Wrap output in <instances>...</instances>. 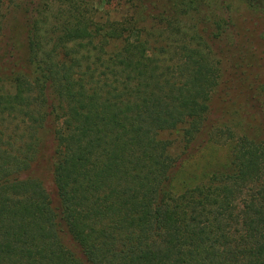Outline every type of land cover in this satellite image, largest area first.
I'll use <instances>...</instances> for the list:
<instances>
[{"label": "trees", "instance_id": "trees-1", "mask_svg": "<svg viewBox=\"0 0 264 264\" xmlns=\"http://www.w3.org/2000/svg\"><path fill=\"white\" fill-rule=\"evenodd\" d=\"M174 2L147 27L22 0L24 57L0 65V264H264L263 103L234 92L250 136L205 125L235 88L214 35ZM204 3L238 36L227 0ZM227 142L225 167L172 194L184 162Z\"/></svg>", "mask_w": 264, "mask_h": 264}, {"label": "rangeland", "instance_id": "rangeland-1", "mask_svg": "<svg viewBox=\"0 0 264 264\" xmlns=\"http://www.w3.org/2000/svg\"><path fill=\"white\" fill-rule=\"evenodd\" d=\"M174 1L47 0V6L49 11L53 13L76 7L79 15L92 19L91 21L94 23H97L95 21H99L98 19L101 16L105 20L108 18L112 21L134 15L137 19V21H134V25L149 27L153 23H158L157 16L153 15L162 11L166 12L175 3ZM180 1L177 2L178 8H171V12L175 10L177 14L180 13L184 25H188L190 21L195 22L214 35L216 44L222 49L223 59L227 63V67L221 76L224 78L228 75L235 88H230L228 98L221 92L213 96L205 125L207 127L211 125L221 127L223 125L225 128L235 125V134L250 136L248 116L242 114L239 107V105H244V101L241 100L242 97L240 96L234 97V92L235 90L245 91L251 88L263 103L264 109V10L258 4L249 5L244 0H227L229 15L236 21L238 36H235L230 28L225 30L215 28L213 23L215 19L211 17V13L214 11L207 8L205 3L202 5L201 0H186L192 1L189 4L188 11L184 7L188 4H180ZM21 3L22 0H0V65L4 67L6 65L7 69H12V71L16 69L17 63L21 58L23 59L25 53L22 35L24 8L21 7ZM137 14L145 17L139 19ZM218 14L222 15L220 10ZM44 15L41 11L38 13L39 18H43ZM153 17H155V20H153ZM240 74L246 78L247 83L243 82L242 84L240 82L239 84L236 82V78ZM247 105L249 104L247 103ZM235 109L239 115L232 113ZM220 110L225 111V115L222 116ZM260 120V117L255 116L253 125L259 121L260 127L262 125ZM221 122L224 124H221ZM167 137L174 143L178 140V137L174 134L167 135ZM231 145V142L226 144L208 143L190 157L181 166V170L171 183L172 194L178 195L183 189L204 183L212 171L225 167L231 156ZM173 148L175 147L173 146Z\"/></svg>", "mask_w": 264, "mask_h": 264}]
</instances>
